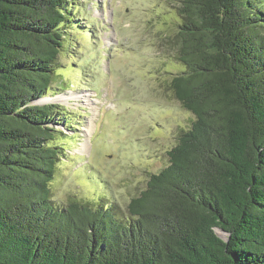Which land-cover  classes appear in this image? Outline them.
Segmentation results:
<instances>
[{
    "label": "trees",
    "instance_id": "obj_1",
    "mask_svg": "<svg viewBox=\"0 0 264 264\" xmlns=\"http://www.w3.org/2000/svg\"><path fill=\"white\" fill-rule=\"evenodd\" d=\"M68 3L0 0V264H264V0H177L165 89L194 119L124 215L50 196Z\"/></svg>",
    "mask_w": 264,
    "mask_h": 264
},
{
    "label": "rangeland",
    "instance_id": "obj_2",
    "mask_svg": "<svg viewBox=\"0 0 264 264\" xmlns=\"http://www.w3.org/2000/svg\"><path fill=\"white\" fill-rule=\"evenodd\" d=\"M177 0H69L59 75L41 104L63 108L49 185L54 205L99 202L124 215L194 116L166 92ZM219 235L225 236L220 231Z\"/></svg>",
    "mask_w": 264,
    "mask_h": 264
},
{
    "label": "water",
    "instance_id": "obj_3",
    "mask_svg": "<svg viewBox=\"0 0 264 264\" xmlns=\"http://www.w3.org/2000/svg\"><path fill=\"white\" fill-rule=\"evenodd\" d=\"M36 103H37V104H41V103H40V100L37 101ZM43 104H48V103H43ZM41 105H42V104H41ZM221 233H222V232H221ZM217 235H218L220 238L224 239V236H223V235H221V234L219 235L218 233H217Z\"/></svg>",
    "mask_w": 264,
    "mask_h": 264
}]
</instances>
